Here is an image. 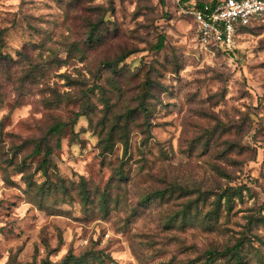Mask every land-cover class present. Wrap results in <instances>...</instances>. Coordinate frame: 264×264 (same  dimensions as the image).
<instances>
[{
    "label": "rangeland",
    "instance_id": "rangeland-1",
    "mask_svg": "<svg viewBox=\"0 0 264 264\" xmlns=\"http://www.w3.org/2000/svg\"><path fill=\"white\" fill-rule=\"evenodd\" d=\"M183 4L0 0V264H264V19L227 54Z\"/></svg>",
    "mask_w": 264,
    "mask_h": 264
},
{
    "label": "built area",
    "instance_id": "built-area-1",
    "mask_svg": "<svg viewBox=\"0 0 264 264\" xmlns=\"http://www.w3.org/2000/svg\"><path fill=\"white\" fill-rule=\"evenodd\" d=\"M182 12L195 22L201 45L233 54L239 28L264 19V0H218L214 5L189 2L183 4Z\"/></svg>",
    "mask_w": 264,
    "mask_h": 264
},
{
    "label": "trees",
    "instance_id": "trees-1",
    "mask_svg": "<svg viewBox=\"0 0 264 264\" xmlns=\"http://www.w3.org/2000/svg\"><path fill=\"white\" fill-rule=\"evenodd\" d=\"M182 3L186 4L189 2H195L198 5H214L216 4V2L218 0H209L207 2H202V1H197V0H180ZM262 20L253 22L249 25H247L246 27H241L238 30V35H240V33L244 30L247 29L249 26L257 23V22H261ZM88 42H97L99 40V33H98V29L95 26H92V28L89 30L88 32V36H87ZM163 37H159L158 42L156 43L154 49L159 51L163 48ZM0 43H2V39L0 37ZM223 52V51H221ZM225 53V52H223ZM131 54H133V51H123L121 54L117 55L114 59L112 60H107L102 62V66H104V68H108V69H112L114 70L119 63L123 62L128 56H130ZM0 57H1V53H0ZM147 86L145 87V94L148 93ZM138 110H140V112H143L144 114H146V107L143 104V98L140 99V102L138 103L137 106ZM74 124V122H73ZM66 126L65 123H60V122H55L53 125L50 126V128L47 130V135H52V136H56L59 137L63 128ZM108 141V140H107ZM106 141V143H107ZM59 145V139H57V147ZM52 154V146H50L47 141L44 142H38L36 143V145L34 146L33 152L31 153V157L32 156H40L42 155V158L38 164V168L43 169L45 176H46V172L48 170V167L51 165V160H50V156ZM120 176H122V174H120ZM59 184L57 186H54L55 189H60L63 193L64 190H66L64 188L63 185L60 184V182H58ZM51 187L50 184L47 183V180L43 181L41 183L40 186V190L41 191H47L49 190V188ZM162 194V192L158 191L156 192L153 196H160ZM80 196L83 200L87 199V193L85 188L83 187V185L80 188ZM155 196V197H156ZM143 200L145 201H149L150 197H143ZM258 256V259L260 258L259 254L256 255V257ZM225 259V264H244V259H243V243L240 240L239 242H237L235 245H233L232 247H228L225 249H222L220 251L218 250H208L205 252V260L203 264H213L216 259ZM84 264L85 260L83 258H76L73 257L71 255H68L64 261L60 262V263H49V262H43L42 264ZM34 264V263H33Z\"/></svg>",
    "mask_w": 264,
    "mask_h": 264
}]
</instances>
